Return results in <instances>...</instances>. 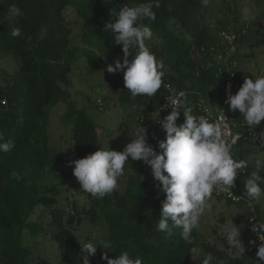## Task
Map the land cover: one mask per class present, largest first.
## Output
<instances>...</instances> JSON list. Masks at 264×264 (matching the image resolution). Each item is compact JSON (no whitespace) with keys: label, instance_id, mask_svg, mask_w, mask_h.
Segmentation results:
<instances>
[{"label":"trees","instance_id":"1","mask_svg":"<svg viewBox=\"0 0 264 264\" xmlns=\"http://www.w3.org/2000/svg\"><path fill=\"white\" fill-rule=\"evenodd\" d=\"M138 2L146 0H0V53L15 54L20 61L17 72L2 74L0 83V98L7 100L0 115V132L15 142L12 151L0 152V264H82L85 252L74 230L84 221L97 219L99 214L106 227L103 237L113 242V248L106 249L115 251L108 253L110 258L128 251L142 257L143 264H193L189 251L201 246L204 253L215 257L217 264H256L203 242L199 230H194L191 245L182 240L179 228H173L168 236L157 231L166 194L157 187L151 169L142 161L129 160L127 164L139 173L129 177L123 192L114 191L103 199L92 198L81 191L80 184H75L74 164L70 162L103 148L102 135L86 110L69 99L65 86L71 85V74L82 55L88 58L93 71L107 62L114 64L117 58L122 60V45L115 44L113 34L105 31V24L112 19L114 9ZM13 3L23 12L17 25L21 36L15 38L8 34L10 25L4 20ZM249 4L257 12L255 23L264 29V0H211L207 8L201 6L200 0H160L161 6L153 9L155 21H145L154 32L147 43L165 66L164 83L187 92L178 124L185 121L183 110L187 106H192L193 114L198 115L195 101L200 95L223 101L225 73L219 70L211 47L220 46V32L230 29L237 35L238 50L251 24L241 23ZM70 12L83 20L80 37L73 34ZM220 15L232 16V23ZM80 43L87 47L82 50ZM112 74L115 80L111 89L119 92L121 104L140 106L156 115L165 101L163 85L153 97H132L125 88L123 73ZM237 75L242 85L241 69ZM61 102L67 103V118L73 119L66 155L50 150L47 136L49 109ZM148 131L152 145L157 127ZM245 143L236 146L233 155ZM245 170L241 178L249 173L248 168ZM48 177L50 183L46 182ZM62 187L65 192L72 188L78 191L76 198L70 193L60 197ZM255 208L258 220L263 213L256 205ZM47 228L56 231L53 238L58 244V260L37 255L23 243L25 229L37 235ZM244 233L254 239L248 225L244 226ZM104 252L101 249L91 255L95 264H107L102 258ZM201 260L196 264H201Z\"/></svg>","mask_w":264,"mask_h":264},{"label":"clouds","instance_id":"2","mask_svg":"<svg viewBox=\"0 0 264 264\" xmlns=\"http://www.w3.org/2000/svg\"><path fill=\"white\" fill-rule=\"evenodd\" d=\"M210 3L211 0H200L203 8ZM160 6V0L125 3L113 10L112 19L105 24V31L113 34L115 44L122 45L124 54L122 60L117 58L114 64H108L106 71L122 72L125 88L132 97H153L162 85L171 88L163 80V61L157 59L147 43L153 39L154 32L145 21H155L156 12L153 9ZM22 16L20 7L15 3L9 5L4 20L9 22L8 34L13 38L21 36V27L17 25ZM231 88L229 84L226 103L231 111L241 113L249 129L255 130L264 122V73L255 77L245 76L235 93ZM172 91L171 106L164 105V108L171 109L170 114L162 120L159 119L161 108L157 116L152 114V119L158 121L166 133V138L159 141V152L149 143L148 129L139 123L122 151L110 146L103 147L70 164H74L73 174L81 191L94 199H103L120 190L125 165L129 160L142 161L151 169L153 178L158 182L157 187L166 194L156 230L168 236L173 228H179L182 240L191 245L194 243V230L199 229L201 218L212 207L210 201L213 193L226 192L231 195L236 178L241 172L244 173L249 164L246 158H234L231 145L236 143V139L233 138L231 144L226 143L223 138L225 122L222 119L210 120L205 115H194L193 107L187 106L183 110L185 121L178 124L185 94L182 91L175 93L174 89ZM254 140L256 143L259 141L257 145L264 149V131L259 135L256 133ZM14 147V140L6 139L4 133L0 132V152H10ZM243 183L244 194L250 202L260 203L264 199V155L255 158L253 170ZM241 229L233 223V219L219 227V235L226 238L227 247L223 245L229 254L244 256L247 251L241 239ZM251 232L261 242L256 253L257 264H264V218L258 219ZM254 240L250 243H257L255 236ZM80 245L88 256L95 255L97 247L102 246L105 250L102 258L107 260V264H143L142 257L132 256L128 251L110 258L108 253L115 251H106L113 248V242L107 237L93 235ZM189 252L192 256L202 255L201 264H211L215 259L211 253H201L196 247ZM88 256L84 257L82 264H90Z\"/></svg>","mask_w":264,"mask_h":264},{"label":"rangeland","instance_id":"3","mask_svg":"<svg viewBox=\"0 0 264 264\" xmlns=\"http://www.w3.org/2000/svg\"><path fill=\"white\" fill-rule=\"evenodd\" d=\"M248 9V12L241 18V23H243V21H250L251 24L236 52V57L239 62V68L243 70L244 75L255 77L264 73V29L260 28L259 25L255 23V21H258L256 20V10L252 9L250 4ZM220 17L227 22L230 21V23L233 21L232 16L220 15ZM69 19L71 21L70 26L73 34L76 37H80L84 30L83 20L75 12H70ZM80 44L82 50L87 47L86 43ZM19 63L20 61L15 54L4 55L0 53V75H5L7 72L9 74H15L18 70ZM107 65L108 62L93 71L88 64V58L82 55L76 65V69L71 74V85L68 87L65 86V88L69 91V99L78 107L85 109L98 126L99 132L102 135V146L106 148L110 146L114 149H123L130 141V135L133 133L135 127L139 126V123H141L140 115L145 108L135 105L125 106L120 103L119 92L114 93L111 89V84L115 78L112 73L106 71ZM212 99L213 98H209V101ZM217 103L218 102H211L210 104L213 105ZM67 107V103L65 102L51 106L49 109V123L47 127L48 146L50 150L62 152L64 155H66L70 149L73 127V119H69L66 116ZM153 116L155 117L156 115L153 114ZM153 122L154 120L151 114L150 123ZM261 126L264 128V122L261 123ZM258 155H264V150H251L247 143L238 147L234 154V158H246L249 164V173L243 177L244 179H242V181L246 180L253 170L254 160ZM138 173V169H134L130 164L126 163L125 176L122 178L119 191L123 192L129 177ZM141 175L143 177L149 176L148 173H141ZM46 182L50 183L49 177L46 179ZM75 184L79 186L76 177ZM57 185H59L58 182ZM238 187L245 191L243 182H239ZM64 189L65 188L62 187L60 197H65L66 194L68 195L70 193L76 198L78 191H74L72 188L71 191L68 190V192H65ZM210 203L212 207L206 210V214L201 218L200 227L198 229L202 241L213 243L219 249L229 254V250L226 248V238L219 235V227H222L226 221L233 219V223L242 228L241 239L247 251L244 256L236 254L230 255L242 257L246 261H255L254 263L257 264L256 253L258 251V244L250 243L255 240L250 239L249 236L244 233V226L248 225L246 221L248 218L246 204L237 205L214 196H212ZM254 204L264 215V199H262L260 203L254 202ZM74 231L81 243L86 238L93 235L98 238H103L106 231L104 218L99 214L97 219L93 218L92 220L80 223ZM53 232L55 233L56 231L47 228L37 235H32L25 229L23 232V243L37 255L52 260H58L59 249L56 240L53 238ZM196 248H198L201 253H204L201 246H197ZM101 249H103L102 246L97 247V250ZM85 256H88V254L85 253ZM202 258V255H193L192 263L196 264L198 261L200 262ZM88 259L91 264H95L91 256H88ZM211 264L217 263L213 261Z\"/></svg>","mask_w":264,"mask_h":264},{"label":"built area","instance_id":"4","mask_svg":"<svg viewBox=\"0 0 264 264\" xmlns=\"http://www.w3.org/2000/svg\"><path fill=\"white\" fill-rule=\"evenodd\" d=\"M220 38H221V44L220 46H212L211 50L214 51V54L216 56V63L218 65V68L221 72L225 73V83H224V92L225 96L222 102H219L216 105H211L209 103V100L205 98L204 96L200 95L197 100L195 101V108L198 112V115H205L210 120H216V119H222L225 122V128L223 129V138L225 139L226 143L231 144V141L233 138L236 139V143L234 145H231L232 152L234 151L235 147L238 146L241 142H246L249 147L253 150H259V141L257 143L255 142L254 138L257 135H259L260 132L263 131L262 126H256L254 129H249L245 123L243 116L241 113L237 110L235 112L230 110V105L226 103V90L227 86L231 84L232 92L235 93L236 90L239 89L241 86V83L237 80V72L240 70L239 68V62L236 57L237 52V46H236V39L237 35L235 32H233L230 29L223 30L220 32ZM3 76L0 75V83L2 82ZM171 86V88L165 87L166 95H165V101L162 105L159 106L158 111L156 113V116L159 114V110L161 108L159 119L162 120L164 117H166V114L171 112V109L164 108V105L170 107V97L173 96V89L175 90V93L184 92V97L182 98V103L186 99V90L183 89H177L173 87L170 83H165ZM7 104L6 98H0V115L3 109V106ZM102 105V104H101ZM206 110V111H205ZM142 119L140 120L141 124L148 128H154L157 127L156 132V138L152 140V145L156 148V150L159 152V141L165 139L164 133L162 132L160 128V124L158 121H154L153 123H150L151 120V113L144 109L143 113L140 115ZM0 123H1V116H0ZM256 131V132H255ZM239 171V170H238ZM246 170H244L245 173ZM244 173H240V175L236 178L235 186L231 189L232 194L229 195L226 192H221L219 194L213 193V195L216 198H221L225 201L230 200L233 203H239L241 205L246 204L248 211H250V217L248 218V226L250 230L252 229L253 225L258 222L257 216H256V208L254 202H250L248 197L244 194V192L241 189H238L237 184L240 178L244 175ZM256 219V220H255ZM256 242L259 246L261 243L258 239L255 233H253Z\"/></svg>","mask_w":264,"mask_h":264},{"label":"crops","instance_id":"5","mask_svg":"<svg viewBox=\"0 0 264 264\" xmlns=\"http://www.w3.org/2000/svg\"><path fill=\"white\" fill-rule=\"evenodd\" d=\"M242 74H243V75H242L243 77L247 76L246 74L244 75L243 70H242ZM207 99L209 100V98H207ZM211 102L215 103V102H218V100H217L216 98H213L212 100L209 101V103H211ZM214 105H216V104H213V106H214ZM242 179H243V178H241V179L239 180V182H243ZM262 217H264V215H262ZM260 218H261V217H260Z\"/></svg>","mask_w":264,"mask_h":264}]
</instances>
